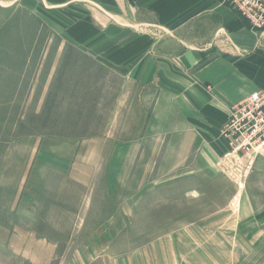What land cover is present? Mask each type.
Instances as JSON below:
<instances>
[{
  "label": "rangeland",
  "instance_id": "374dc122",
  "mask_svg": "<svg viewBox=\"0 0 264 264\" xmlns=\"http://www.w3.org/2000/svg\"><path fill=\"white\" fill-rule=\"evenodd\" d=\"M10 1L0 0V264H264V176L253 172L264 157L232 156L224 125L228 149L208 176L196 155L122 144L107 121L122 82L103 50L74 47L56 8Z\"/></svg>",
  "mask_w": 264,
  "mask_h": 264
},
{
  "label": "crops",
  "instance_id": "0c3cea01",
  "mask_svg": "<svg viewBox=\"0 0 264 264\" xmlns=\"http://www.w3.org/2000/svg\"><path fill=\"white\" fill-rule=\"evenodd\" d=\"M17 1L56 8L72 19L57 29L74 47L103 50L100 60L122 82L107 120L117 121L115 138L161 146L166 160L196 155L206 176L228 149L219 132L232 106L264 89V34L224 0ZM253 172L264 176V158Z\"/></svg>",
  "mask_w": 264,
  "mask_h": 264
},
{
  "label": "built area",
  "instance_id": "2783aa9c",
  "mask_svg": "<svg viewBox=\"0 0 264 264\" xmlns=\"http://www.w3.org/2000/svg\"><path fill=\"white\" fill-rule=\"evenodd\" d=\"M234 10L247 18L252 31L264 34V8H256L250 0H226ZM221 134L236 158L264 157V89L251 92L232 106Z\"/></svg>",
  "mask_w": 264,
  "mask_h": 264
},
{
  "label": "bare ground",
  "instance_id": "6f19581e",
  "mask_svg": "<svg viewBox=\"0 0 264 264\" xmlns=\"http://www.w3.org/2000/svg\"><path fill=\"white\" fill-rule=\"evenodd\" d=\"M5 5V4H4ZM238 103V102H237Z\"/></svg>",
  "mask_w": 264,
  "mask_h": 264
}]
</instances>
